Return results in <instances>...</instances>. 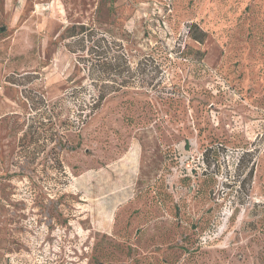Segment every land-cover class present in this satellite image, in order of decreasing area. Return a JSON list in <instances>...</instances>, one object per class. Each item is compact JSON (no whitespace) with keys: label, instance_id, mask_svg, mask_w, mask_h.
<instances>
[{"label":"rangeland","instance_id":"rangeland-1","mask_svg":"<svg viewBox=\"0 0 264 264\" xmlns=\"http://www.w3.org/2000/svg\"><path fill=\"white\" fill-rule=\"evenodd\" d=\"M0 264H264V0H0Z\"/></svg>","mask_w":264,"mask_h":264},{"label":"trees","instance_id":"trees-1","mask_svg":"<svg viewBox=\"0 0 264 264\" xmlns=\"http://www.w3.org/2000/svg\"><path fill=\"white\" fill-rule=\"evenodd\" d=\"M96 34L92 27L75 24L70 28L69 40L66 44L72 52H82L85 57H79L78 60L88 66V75L93 80H96V77H102L107 82L106 84H110L107 92L98 91L96 99L88 105V115L100 108L108 94L136 83L131 80L133 73L131 72L129 54L122 50V45L113 43L114 41H110L103 35L95 37ZM70 40H73L74 45H71L72 41ZM141 73H143L142 70ZM155 78L156 76L151 77V81ZM141 82L144 84L145 79L142 78ZM187 146L188 144H186ZM208 152L207 149L204 153V160L209 162ZM246 155H250L249 152ZM243 158H245V154L239 158L240 164H242Z\"/></svg>","mask_w":264,"mask_h":264}]
</instances>
